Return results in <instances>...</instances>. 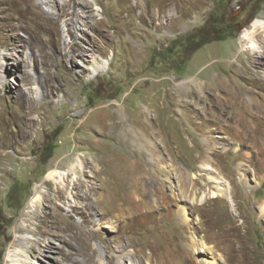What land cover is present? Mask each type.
Returning <instances> with one entry per match:
<instances>
[{
	"label": "rangeland",
	"instance_id": "rangeland-1",
	"mask_svg": "<svg viewBox=\"0 0 264 264\" xmlns=\"http://www.w3.org/2000/svg\"><path fill=\"white\" fill-rule=\"evenodd\" d=\"M44 1L49 0H34V3H40L39 9L56 20L51 27L55 35L51 31H41L44 40L53 35L57 38V46L53 45V48L46 43L50 47L47 50L51 55L50 61L30 59L27 46L15 39L16 35L27 37L18 28L21 22L16 19L17 16L14 18L16 14L13 11L0 10V53L8 54L5 57L0 55V62L3 63L0 64V97L5 96L0 108L6 109V114L0 115L5 128L3 132L0 129V137L4 134L7 137V132L12 137L18 133L20 118L26 115L20 103L22 100L31 103L35 109L32 117L36 122H41L26 140H19L13 146L5 142L6 151L15 150L18 155H12L10 160L0 165V264L31 258L25 252V247L31 244L29 240L33 235L16 230L18 226L26 225L23 215L30 210V206H36L32 203V193L36 186L46 182V175L55 163L60 159L70 161L75 158L78 151L74 152V156L69 154L78 146L77 150L96 156L95 162L107 179L106 187L113 185L121 193L128 184L119 174L129 167L133 158L143 161L146 156V152H140L135 141L130 139L129 131L135 129L146 134L156 128L181 168L192 171L207 161L208 165L218 168L222 173L218 178L230 192L232 202L230 204L224 198L212 197L205 209L213 214L223 213L231 222L230 226L238 225L239 232L244 235V254L239 258L235 242H224L219 236L202 231L196 237L198 241L194 248H200L203 241V248L210 247L211 250L207 256L192 252L193 260L197 264L205 257L214 260L215 264H264V216L260 215L264 181L261 188L256 186L261 175L264 176V165L258 162L256 146L251 141L236 142L240 150L237 154L233 152L235 144L219 141L212 149L220 151L225 147L227 151L215 156L202 140L189 107H184L178 96L180 90L177 87L182 79L194 78L200 82L229 81L242 88L248 82L245 68L249 71L259 70L260 74L264 72V68L258 69L257 63L250 64L249 53L246 54L247 51H243L240 44L241 33L251 22L255 18L264 20V0H135L136 3L133 0H98L99 4L92 5L90 9L81 6V3H90V0H51L49 4L42 5ZM66 2L68 14L58 17ZM100 8L103 13L98 12ZM73 9L78 14L71 18ZM97 21L101 23L95 24ZM15 26L17 34L10 31ZM67 30L73 35L70 36ZM256 40L261 42L264 39ZM70 42L83 47L85 58H60ZM260 45L263 46L262 43ZM34 52L38 54L37 47ZM109 55L108 69L98 76L92 75L94 61ZM16 64L18 73L23 75L35 70V79L21 82L10 75L6 65ZM260 81L263 82L259 80L255 86L259 87ZM13 82L20 84V87L13 85ZM33 82L40 87L37 94L29 91L34 87ZM50 85L52 91L48 92L46 87ZM253 89L257 90L255 87ZM220 104L221 101L218 106ZM144 109L150 110L148 117ZM37 114L39 116L36 118ZM221 119L226 124L231 123L225 117L221 116ZM223 134L224 131H215L217 136L222 137ZM96 137H101L100 143L94 142ZM86 157L85 163L86 159H90ZM238 163L242 166L235 170ZM229 171H233L231 177L227 175ZM240 177L244 181H240ZM170 181L174 186L176 181ZM198 182L204 181L198 179ZM80 183L90 186L98 182L87 177L80 179ZM43 187L49 191L48 186ZM165 191L172 197L175 195L172 206L157 208L153 214L164 232L178 236L179 244L185 247L181 220L185 218L194 228L198 226L199 216L191 212L188 203L176 197L184 189L167 186ZM161 202L159 198L158 205ZM74 203L83 206L82 202L73 198L59 202L62 214L71 215L73 222L82 226L87 236L91 230H100L109 242L122 245L138 237L146 242L156 234L153 226L137 227V231L134 229L126 233L121 221H99L100 211L96 209L107 211V206L100 203L95 205V210H91L97 212L94 215L95 223L85 225L83 217L90 209L85 210L83 215L74 214L70 208ZM191 231L189 229L188 234ZM16 239L19 242L15 245ZM52 241L57 248L62 247L56 239ZM91 244L99 255L95 264H107L104 259L105 244L98 239H92ZM127 251L129 255L133 254L131 246ZM47 259L52 261L50 258L34 257L31 261L33 264H44Z\"/></svg>",
	"mask_w": 264,
	"mask_h": 264
},
{
	"label": "bare ground",
	"instance_id": "bare-ground-1",
	"mask_svg": "<svg viewBox=\"0 0 264 264\" xmlns=\"http://www.w3.org/2000/svg\"><path fill=\"white\" fill-rule=\"evenodd\" d=\"M50 2L52 1H44L41 2V4L43 5L44 3L47 5ZM98 2V0H90V3L83 2L81 6L90 9L92 5H98ZM67 3L68 2L61 7L60 12L57 14L58 17L68 14L66 12V8L68 7ZM133 3H136L135 0H133ZM38 5H40V3ZM38 5L34 3V0H0V10L9 9L13 11L14 14H16L14 18L17 16L16 19L18 18L19 22H21L19 25L17 24L18 28L22 29L27 37L21 38L16 35L15 39L18 40L21 45L27 46L30 59L35 61L40 58V60L50 61L51 55L47 50H50V47L53 48V45L57 46V38L54 36L55 31L51 30L52 25L56 24V20L44 14L40 10L41 8L39 9ZM98 12L103 13L101 8ZM77 14L76 10L73 9L70 13L71 18L73 15ZM71 18H68V20ZM100 23V21H97V23L95 22V24ZM16 30L17 26L10 28V31L14 34H17ZM41 31H51L54 35L52 34V37L50 36V38L44 40L41 36ZM67 31L69 32V30ZM69 34L70 36L73 35L72 32H69ZM260 38L264 39V20L255 18L250 26L241 33L240 44H242V50L245 52L247 51L246 54L249 53L247 55L250 59V64L252 62L257 63L258 69H263L264 40L261 42L256 40H261ZM74 39L76 40V38ZM46 43H49L50 47H48ZM261 43L263 46L260 45ZM35 47H37L38 54L34 52ZM0 55L3 57L8 56L6 53H0ZM85 56L86 54L83 47L81 48L80 45L70 42L66 46V51L61 53L60 58L63 60H71L75 57L83 59ZM110 56L111 55L94 61L91 68L92 75L98 76L100 72L108 69L111 59ZM0 64L3 63L0 62ZM10 66L8 67V65H6V71L10 75L18 78L21 82L35 79V70H29L27 74L23 75L18 73L17 64ZM71 66L74 67L75 64H71ZM243 69L242 66L241 70ZM245 70L248 82H246L247 85L242 88L236 87L229 81L224 80L220 82H200L194 78L182 79L177 84L180 90L178 96L181 98L180 100L184 107H189L188 109L192 114L194 125L200 132L201 138L208 147V150H213L212 146L218 144L219 141L232 143L230 145L236 142L243 143L251 141L256 146L259 164L264 165V72L260 74L258 72L259 70L249 71L247 68H245ZM259 75H263V77L259 78ZM259 80L263 82L260 81L261 84L257 87L255 85ZM9 81L8 79V85H10ZM13 85L20 87V84H15L14 82ZM33 86L34 87L30 88L29 91L37 94L40 91L38 83L33 82ZM248 86H253L257 88V90ZM46 88L48 92L52 91L51 85ZM16 91L18 92L19 89H16ZM20 95L21 97L23 96L22 94ZM1 96L0 107L3 106L2 102L5 99V96ZM220 101L221 104L218 106ZM20 103H22L26 115H23L25 117L22 119L20 118V128L14 137L8 132L7 137H5L6 134L0 137V165L6 163L10 160L12 155L18 153L15 150L6 151L8 149L5 147L7 145L5 142H9L8 144L13 146L17 144L19 140H26V138L32 135L35 126L41 123L36 122L35 117H32L35 113V109L30 102H23L22 100ZM116 106H114L115 111L122 116L120 110ZM5 111V107L4 110L0 108V115L5 113ZM143 112H145L147 116L150 110L144 109ZM38 116L37 114L36 118ZM221 116L225 117V119L231 123L226 124L225 121L221 119ZM2 121L0 117V129L3 132L5 128ZM156 124L158 125L157 122ZM216 130L224 131L223 136L215 135ZM129 132L128 135H130V139L135 141L140 152H146V156L143 161L133 158V160L129 162V167L119 174L123 181L128 184L121 193L116 191L113 185H110L109 188L106 187L107 179L95 162L96 156L94 157L85 151H81L80 148V150H77L78 146L69 154L70 156H74V152L78 151L75 158L70 161H67L65 158L66 161L60 159L53 165V168L50 169L46 175V182L36 186L32 193V203L36 204V206L34 208L30 206L28 208L30 210L26 211L23 215L26 225L18 226L16 230L20 233L31 232L33 235V238L29 240L31 244L25 247V252H27L31 258L52 259V261L47 259L49 262L44 261V264H95L97 263L96 258L99 255L98 250L92 246L91 240L98 239L105 244L106 255L104 259H106L107 264H116L117 262L121 264H197L192 258V252L195 251L196 253H202L203 256H207L209 255L208 251L211 250L210 247L203 248V241H201L200 248H194L198 241L196 237L200 232L205 231L212 236H219L224 242H235L237 244L236 254L239 258L242 257L244 254L245 240L244 235L238 230V225L234 224L230 226L231 222L223 213L213 214L205 209L206 203L210 202L212 197L224 198L226 202L230 204L232 202L230 192H228L227 187H223V181L218 178L219 175H222V173L218 171V168L208 165V161L192 171L181 168L178 164V159L167 147L165 144L166 142L164 143V138L160 134L161 132L158 128L154 131L149 130L146 134L136 131L135 129ZM127 138L129 139V137ZM100 139L101 137H96L94 142L100 143ZM220 149V151L213 150L215 156H221L227 151L225 147ZM239 151L237 144H235L233 152L239 154ZM86 156L90 159L89 161L86 159L85 163L84 159L87 158ZM240 166H242L241 163H238L236 169H234L237 170ZM88 173L89 175L87 176ZM232 174L233 171L227 173L230 177ZM227 175L226 178L229 179ZM87 177H91L93 181L98 183H93L90 186L81 184L80 179L85 180ZM170 179L176 181L174 186ZM198 179L204 182L200 183ZM241 180L243 179L240 177V181ZM263 181L264 176L261 175L256 186L261 188ZM43 185L48 186L50 192L44 190L45 188ZM167 186L171 188L177 187L179 190L184 189V192H179L176 197H178L181 202L184 201L188 203V208L191 212L199 216L198 226L194 228L189 226V221L185 218L181 220L184 228L182 236L185 241V247L179 244L178 236L176 237L173 234L164 232L158 218L153 214V211L157 208L172 206L175 195L172 197L166 193L165 188H167ZM68 198H73L83 203L82 207L77 203L70 205L72 213L83 215L85 210L90 209L86 217H83L82 222L85 225H92L95 223L94 215H97L96 211L99 210V221L106 219L109 221H121L123 223L124 232L126 233H130L134 229L136 230L137 227L153 226L156 229V234L146 242L138 237L129 239L127 241L129 244L125 243L122 245L109 242L107 237L104 236L100 230H91L87 236L82 226L73 222L71 215L62 214V208L59 202L67 201ZM159 198L162 201L161 205H158ZM99 203L107 206V211L96 209L95 205ZM39 208L42 209L40 210ZM95 209L96 211H91ZM260 215L264 216V196L261 203ZM189 229L192 230L190 234H188ZM53 239L59 241L62 247L57 248L55 246L56 244L52 241ZM18 242L19 240L16 239L14 244L16 245ZM130 246L133 249V254L131 255H129L127 251V248ZM52 254H55V256ZM31 258L25 257L22 260L15 259L12 260V264H33ZM198 262H200V264H215L214 260H208L206 257L205 259L201 258Z\"/></svg>",
	"mask_w": 264,
	"mask_h": 264
},
{
	"label": "trees",
	"instance_id": "trees-1",
	"mask_svg": "<svg viewBox=\"0 0 264 264\" xmlns=\"http://www.w3.org/2000/svg\"><path fill=\"white\" fill-rule=\"evenodd\" d=\"M218 40H221V39H218Z\"/></svg>",
	"mask_w": 264,
	"mask_h": 264
}]
</instances>
